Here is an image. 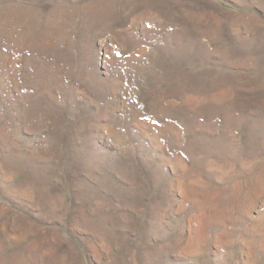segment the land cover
Wrapping results in <instances>:
<instances>
[{"label": "rangeland", "instance_id": "1", "mask_svg": "<svg viewBox=\"0 0 264 264\" xmlns=\"http://www.w3.org/2000/svg\"><path fill=\"white\" fill-rule=\"evenodd\" d=\"M0 264H264V0H0Z\"/></svg>", "mask_w": 264, "mask_h": 264}]
</instances>
